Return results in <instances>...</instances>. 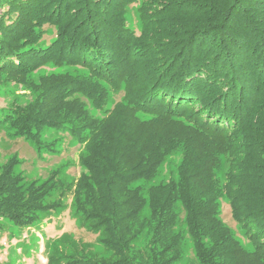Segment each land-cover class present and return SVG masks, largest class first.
Segmentation results:
<instances>
[{
	"label": "trees",
	"instance_id": "obj_1",
	"mask_svg": "<svg viewBox=\"0 0 264 264\" xmlns=\"http://www.w3.org/2000/svg\"><path fill=\"white\" fill-rule=\"evenodd\" d=\"M135 4L140 34L126 21ZM48 64L89 76L44 77L32 104L0 109V126L36 145L46 130L68 131L85 171L73 183L56 171L25 187L14 163L5 166L0 219L28 228L57 208L46 203L53 192L72 193L82 227L113 258L86 256L80 241L47 264H134L143 235L145 262L177 264L182 220L193 264H264V0H0V82L26 84ZM110 94L119 100L105 109ZM176 153L175 178L135 186L153 182ZM223 197L252 251L221 218Z\"/></svg>",
	"mask_w": 264,
	"mask_h": 264
},
{
	"label": "rangeland",
	"instance_id": "obj_2",
	"mask_svg": "<svg viewBox=\"0 0 264 264\" xmlns=\"http://www.w3.org/2000/svg\"><path fill=\"white\" fill-rule=\"evenodd\" d=\"M139 8L140 5L135 4L128 8L126 14L128 26L137 34H140L142 27ZM46 39L47 41L53 39L51 30ZM67 74L89 76V72L81 67L48 64L30 74L26 84L5 80L0 82V109L32 104L38 96L35 86L41 79L52 75ZM83 100L86 102L90 114L100 119L103 115L102 112L97 111L90 100L86 98ZM118 100L119 98L110 94L105 109L112 108ZM13 134L14 131L9 127L0 126V174L5 166L14 163V172L22 178L25 187L32 183H36L38 186L44 184L56 171H59V178L63 182L73 183L85 171L79 165L83 146L68 131L46 130L40 137V145L23 138L15 139ZM181 162L182 154H174L166 160L153 182L140 183L135 186L143 185L146 190L151 185L168 182L169 179L176 177ZM227 171L228 166L225 163L217 173L220 181L225 179ZM46 203H57L58 206L54 211L39 214L37 222L28 228H19L7 219H0V264H47L48 257L56 251L61 257L67 259L74 252L73 245L80 241L90 245V252H87L86 256L106 261L113 258L112 254L107 252L101 244L99 236L82 227V221L76 213L72 193L62 196L60 190L55 191L46 200ZM220 210L221 218L225 224L233 230L241 244L252 251L253 247L232 218L231 207L226 197H223L220 202ZM177 211L183 218L180 206H177ZM144 216H149L148 210L144 212ZM176 231L182 232L184 235L183 256L177 264H193L194 248L183 220ZM134 245L132 253L135 257L134 264H148L149 262H145L138 252L145 251L147 248L148 238L146 235L139 237ZM80 254H84V252L79 251Z\"/></svg>",
	"mask_w": 264,
	"mask_h": 264
}]
</instances>
